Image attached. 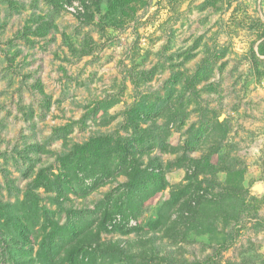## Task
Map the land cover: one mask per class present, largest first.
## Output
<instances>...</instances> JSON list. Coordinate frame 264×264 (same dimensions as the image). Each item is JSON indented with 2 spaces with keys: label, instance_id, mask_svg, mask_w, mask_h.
<instances>
[{
  "label": "rangeland",
  "instance_id": "obj_1",
  "mask_svg": "<svg viewBox=\"0 0 264 264\" xmlns=\"http://www.w3.org/2000/svg\"><path fill=\"white\" fill-rule=\"evenodd\" d=\"M260 46L264 0H0V202L19 212L76 144L125 140L139 107L164 142L135 158L160 162L167 183L131 230L101 221L125 174L88 194L33 189L40 204L60 224L75 211L96 264H264Z\"/></svg>",
  "mask_w": 264,
  "mask_h": 264
},
{
  "label": "trees",
  "instance_id": "obj_2",
  "mask_svg": "<svg viewBox=\"0 0 264 264\" xmlns=\"http://www.w3.org/2000/svg\"><path fill=\"white\" fill-rule=\"evenodd\" d=\"M259 52L264 54L263 46ZM133 112L129 117L132 134L125 140L121 137L113 139L109 135L92 137L86 143L74 145L72 150L58 158L59 171L52 172V178L43 170L38 172L28 185L19 212L12 209V203L0 202V247L6 261L12 264H37V261L39 264H96L99 248L81 242L82 230L75 221V211H68L66 221L60 224L54 218L55 211L40 204L33 190L39 187L53 190L61 197L78 190L88 194L111 177L125 174L128 180L108 192L101 210V221L103 225L119 230L132 229L130 220L135 219L143 204L167 183L160 162H151L140 168L135 158L133 150L148 152L155 145H162L164 139L160 140L151 127L140 126V119L145 120L140 116L150 118L148 110L138 107ZM189 144L187 142L183 148L188 149ZM193 161L190 160L191 164ZM190 201L191 198L184 200L182 205L190 208ZM161 215L154 221V227L165 225L169 219V216ZM35 245L38 250L33 255Z\"/></svg>",
  "mask_w": 264,
  "mask_h": 264
},
{
  "label": "water",
  "instance_id": "obj_3",
  "mask_svg": "<svg viewBox=\"0 0 264 264\" xmlns=\"http://www.w3.org/2000/svg\"><path fill=\"white\" fill-rule=\"evenodd\" d=\"M256 188L257 189H260V184H256Z\"/></svg>",
  "mask_w": 264,
  "mask_h": 264
}]
</instances>
